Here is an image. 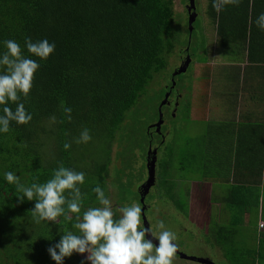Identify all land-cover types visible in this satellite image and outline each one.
<instances>
[{"label":"trees","instance_id":"1","mask_svg":"<svg viewBox=\"0 0 264 264\" xmlns=\"http://www.w3.org/2000/svg\"><path fill=\"white\" fill-rule=\"evenodd\" d=\"M200 1L206 23L216 31V42L223 52H232L236 61L243 56L250 65L262 64L264 68V30L256 24L264 13V0H239L220 12L213 8V0ZM196 4L194 0L195 13ZM172 17V0H0V58L7 51L4 42L15 40L22 55L40 65L29 96L21 98L32 120L25 125L12 121L7 133L0 132V264H57L49 249L59 254L57 245L62 235L67 231L76 233L75 214H70L72 221L60 216L56 222L35 223L31 209L37 198L29 201L25 197L19 202L23 193L6 181V172H13L25 187L46 183L61 165L83 172L85 182L79 185L81 215L89 207H102L92 191L99 186L111 201L114 219L119 218L122 206L114 187L110 190L106 182H111V145L125 113L153 74L166 68V56L178 44ZM193 31L200 34L196 27H192L191 35ZM26 38L33 42L47 39L55 43V50L47 60H41L27 51ZM200 41L204 44V39ZM183 47L189 57V51H196L189 41L183 42ZM209 68L204 66L207 77ZM3 72L0 67V74ZM206 85L207 81L202 84L204 88ZM62 105L71 108L70 121ZM165 105L160 106V113ZM7 106L15 111L17 105L9 102ZM3 107L0 105V115H4ZM53 115L57 122L49 125ZM251 123L247 127H252ZM85 128L92 139L75 143ZM65 143L71 144L67 150ZM93 148L94 153L90 152ZM196 148L199 155L190 151L188 157L194 164L198 156L197 165L200 162L203 168L206 162L202 159L209 153ZM64 207L67 211V205ZM225 253L229 264H257L262 256L252 248L244 263L242 254H234L229 245ZM82 262L92 264L73 251L62 264Z\"/></svg>","mask_w":264,"mask_h":264},{"label":"rangeland","instance_id":"2","mask_svg":"<svg viewBox=\"0 0 264 264\" xmlns=\"http://www.w3.org/2000/svg\"><path fill=\"white\" fill-rule=\"evenodd\" d=\"M185 4L186 0H172V25L177 27L176 35L178 44H176L172 52L167 54L166 68L162 72L153 74L152 79L145 86L142 94L136 100L135 104L125 113L122 122L119 124V128L115 132V140L111 145L110 160L108 163V180L111 182H106L107 185L109 184L108 187L110 190L114 187L117 202L121 206L139 205L137 188L138 184L142 183L146 176L145 154L147 151L146 146L150 143L147 131L152 128L149 124L155 121L156 116L160 112L159 103L162 100V94L165 92L163 84L169 76V65L178 59L175 55V50L182 48L183 42L189 41L190 48L196 49V51H189L190 62L183 73L174 76L172 90L175 94L176 90L179 89V94H183L178 100L173 115L171 113L168 114L166 106H162V123L159 127L160 133L155 132L152 136V142L158 143L159 139L161 141L158 143L159 151L155 162V183L143 198L144 206L149 205V208L147 210L144 209L143 214L151 232H160L161 229L158 228V222L163 221L166 230L176 233L177 239L174 243L177 245L178 252L186 255L207 257L215 264H229L228 257L225 253L226 247L224 246L220 250L222 251V255L218 256V249L214 247L213 238L200 230L198 219L195 218L197 210L193 209L190 214H187L189 215L188 217L186 215L183 216L177 211L181 210L186 214V211L191 209L190 207L197 206L200 210L203 206L204 214H210L209 211L213 212L212 206L206 205V202L200 204L194 195L188 196V192V195H186L184 191L186 185L181 183L182 179H188L189 176L192 177L194 174L191 173V170L193 171L197 167L198 156L194 157V164H191V159L188 157L190 151L196 153V147L198 146H194V144L201 141H198V139H202V135L208 132L216 133V130H212L214 126H210L211 122L204 119V111L207 107L203 100L204 93L202 95V88L205 89L206 87L199 86V83L194 82L197 80V78L193 77L195 76L196 65H200L202 59L207 56L212 62L211 69L213 68L214 73L217 72L216 75L220 81L222 72L225 73L223 67H231L232 69L229 68V70L235 71L234 67L238 66L237 63L243 64L244 61L234 62L232 60V57H234L232 52L228 53L226 51L224 53L223 48L216 43V34L214 36L212 34L213 37H210L208 32L205 31L206 28L203 26L204 15L201 11V7H204V5L201 6L202 1L200 0H197L195 7L197 17L191 25L194 28L196 27V31L200 30L201 34L195 33V31L192 32V35L191 33L188 34ZM202 27H204V30ZM203 33H205L207 38L204 39ZM201 39H204V44H200ZM242 58L244 59L243 56ZM227 76L224 81V89L227 83L228 85L232 83L229 72ZM215 84L214 81L209 82V89L210 87L215 88ZM199 89L201 93L198 95V99L195 100ZM199 115H202V119H199ZM199 150L201 149H198V152ZM94 151H96V148L90 150L92 153ZM179 164H181L183 170L181 173L177 169ZM196 172L198 173L197 176L200 177L207 175L205 169L200 167V163L195 174ZM115 187L117 188L115 189ZM167 192L170 195L169 198L167 197ZM174 201L178 205V209L175 207ZM206 209L208 210L206 211ZM204 214L203 216L206 220L202 222L199 220L200 224L204 227L205 231L211 232L212 229L208 225L210 220L211 223L214 222V217ZM245 237L250 247L257 239L255 235L251 236L250 234H246ZM238 239L239 237L233 243ZM234 252V254H238L239 251L236 248ZM79 256L87 258V252L79 253ZM173 264L200 263L179 258L175 254Z\"/></svg>","mask_w":264,"mask_h":264},{"label":"crops","instance_id":"3","mask_svg":"<svg viewBox=\"0 0 264 264\" xmlns=\"http://www.w3.org/2000/svg\"><path fill=\"white\" fill-rule=\"evenodd\" d=\"M203 21L205 31L213 37L216 31L207 25L204 17ZM202 29L204 30V27ZM203 35L204 39L207 38L205 33ZM232 60L244 63H237L235 71L229 70L231 67H223L225 73L222 72L220 81L217 72L214 73L213 68L211 69L212 62L207 56L202 59L200 65H196L193 76L197 78L194 82L199 83V86L207 81L206 88H202L203 100L207 107L204 119L211 122L210 126H214L212 130H216V133L208 132L202 135V139H198L200 142L194 144L209 153L208 157L202 159L206 162L202 166L207 175L197 176L198 173L195 174L197 165L193 171L191 170L194 175L182 179L181 183L186 185L184 188L186 195H194L200 204L206 202V205L212 206L213 212L204 214L203 206L200 210L197 206L190 207L186 214L181 210L177 212L188 217L187 214L193 209L197 210L195 218L198 219V226L213 238L218 256L222 255L220 250L229 245L232 250L237 248L242 254L241 262L245 263L249 260L247 255L249 250L254 248L262 252L257 264H264V227L257 226L259 221L264 222V68L262 64L250 65L245 57L238 61L232 57ZM205 65L210 67L208 77L204 74ZM228 72L232 83L229 85L227 83L224 89ZM212 81L216 83L215 88L209 89L208 83ZM200 93L199 89L195 100ZM182 94H178L176 104ZM171 114L173 115V112ZM198 117L202 119V115ZM250 122L252 127H247ZM177 169L180 173L183 171L181 164ZM167 197L170 195L167 194ZM173 203L178 209L175 201ZM203 214L214 217V222L211 223L210 220L208 225L212 229L211 232L205 231L200 224V221L206 220ZM246 234L257 237L251 247L245 239ZM238 237L239 239L233 243Z\"/></svg>","mask_w":264,"mask_h":264},{"label":"clouds","instance_id":"4","mask_svg":"<svg viewBox=\"0 0 264 264\" xmlns=\"http://www.w3.org/2000/svg\"><path fill=\"white\" fill-rule=\"evenodd\" d=\"M238 3L239 0H213V8L220 12L225 6ZM256 24L264 30V13L257 18ZM4 43L7 51L0 58V67L4 69L3 74H0V105H4V115H0V132L7 133L12 121L25 125L32 120V115L26 111L21 98L27 99L29 96L34 74L40 65L37 61L23 56L21 47L15 40H6ZM25 46L30 54L41 60H47L55 50V43H49L47 39L33 42L31 38H26ZM9 102L17 105L15 111L7 106ZM62 108L70 121L71 108L63 105ZM56 122L54 115L49 118V125ZM91 139L89 130L85 128L75 139V143H88ZM70 147V143H65L66 150ZM4 175L9 184H15L17 191L23 193L18 197L19 202H23L25 197L29 201L37 198L35 208L31 209L35 223L56 222L60 216L72 221L73 215L70 214H75L73 228L76 233L67 231L62 235L61 242L57 245L59 254L49 249L57 264H62L63 258L71 256L73 251H87L89 255L86 259L92 264H173L177 252V245L174 243L177 239L176 233L166 230L163 221L158 222V228L161 229L158 233L142 227V210L138 204L120 207L118 211L121 215L114 219L111 201L106 198L101 187L96 186L92 191L102 207H89L81 215L82 193L79 185L84 184L85 173L61 165L54 170L53 177L46 183H33L31 187L21 184L19 177L13 172L9 171ZM64 205H67V211ZM149 233L158 240V245L153 240L146 239Z\"/></svg>","mask_w":264,"mask_h":264},{"label":"water","instance_id":"5","mask_svg":"<svg viewBox=\"0 0 264 264\" xmlns=\"http://www.w3.org/2000/svg\"><path fill=\"white\" fill-rule=\"evenodd\" d=\"M186 4H185V11L187 13V31H188V34L190 33L191 29H192V22L194 21L195 19V16H196V13L194 11V0H186ZM188 40V39H187ZM189 60L190 58L188 56L185 57V60L184 62H182V64H180V66L174 70L172 73H171V76L173 75H177L179 73H182L186 70V67L189 63ZM174 82L171 80V86H173ZM171 88V87H170ZM167 95L168 93H165L161 102L159 103V106L161 105H164L166 104V99H167ZM161 113L159 112L158 113V121L154 124L155 127H156V130H157V127H159V125L161 124ZM158 132V130L156 131ZM150 152L152 154V157H150ZM145 167H146V174H147V178L145 179V181L140 184L139 186L141 187H144L143 189V195H140V203L142 204L141 205V222H142V227L144 228H148V224L146 222V219H145V216L143 214V211L144 209L146 208V206H144L143 204V198H144V195L148 192V187L151 186L153 184V171H154V150H147L146 151V154H145ZM146 239H151L153 240V243L154 244H157L158 245V240H156L155 238L152 237L151 233H149L147 236H146ZM176 255L179 256V258H184V259H187V260H190V261H195L197 263H200V264H215L214 262H212L209 258L207 257H198V256H192V255H186L182 252H176Z\"/></svg>","mask_w":264,"mask_h":264},{"label":"flooded vegetation","instance_id":"6","mask_svg":"<svg viewBox=\"0 0 264 264\" xmlns=\"http://www.w3.org/2000/svg\"><path fill=\"white\" fill-rule=\"evenodd\" d=\"M186 12V11H185ZM185 47H182V48H178V49H176L175 50V55H176V57L178 58V59H176V61L173 63V64H170L169 66H170V71H169V74H171L174 70H176L179 66H180V64H182V62H184V60H185V57L186 56H188V54L187 53H185ZM168 79H170V81L172 80H174V76L173 77H169ZM163 85H165V87L164 88H166V87H171V89H170V91L168 92V90H165V93H169L168 95H167V99H166V107H167V112H168V114L169 113H172L175 109H176V102H177V93H178V90H176V92H175V94H174V91H172L173 90V87L171 86V83H169L168 84V82L165 84H163ZM171 92H172V94H171ZM171 95V96H170ZM176 104V105H175ZM158 121V116H156V119H155V121H153V122H151L149 125H151L152 126V128L150 129V130H148L147 131V134H148V140H149V145H147L146 147V149L148 150H154V171H153V184L155 183V162H156V160H157V156H158V151H159V148H158V143L161 141V139H159L158 140V143H156V142H152L151 140H152V136H153V134H155V132L158 130V132H156V133H160L159 132V127H160V125H159V127H157V130H156V127H155V123ZM161 122H162V118H161ZM149 129V128H148ZM163 140H164V138H163ZM150 157H152V154H151V152H150ZM147 178V174H146V176H145V178H144V180H143V182L145 181V179ZM142 182V183H143ZM142 183H139L138 185H140V184H142ZM152 184V185H153ZM151 185V186H152ZM151 186H149L148 187V190H150V188H151ZM143 189H144V187H141V186H138V188H137V192H139V196H138V199H140V195H143ZM148 193V192H147ZM147 193L144 195V197L147 195ZM149 208V205L148 206H146V210ZM142 223V222H141Z\"/></svg>","mask_w":264,"mask_h":264},{"label":"built area","instance_id":"7","mask_svg":"<svg viewBox=\"0 0 264 264\" xmlns=\"http://www.w3.org/2000/svg\"><path fill=\"white\" fill-rule=\"evenodd\" d=\"M262 224H264V222H262V221H259V222H258V225H257V226H258V228H262V227H261V225H262Z\"/></svg>","mask_w":264,"mask_h":264}]
</instances>
